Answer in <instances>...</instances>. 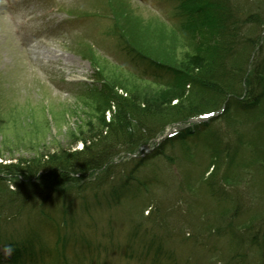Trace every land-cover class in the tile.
<instances>
[{"label":"rangeland","instance_id":"obj_1","mask_svg":"<svg viewBox=\"0 0 264 264\" xmlns=\"http://www.w3.org/2000/svg\"><path fill=\"white\" fill-rule=\"evenodd\" d=\"M176 5L174 0H0V161L80 150L81 138L99 124L112 95L129 93L147 108L174 105L178 89L134 79L146 66L133 61L111 28L115 13L121 14L120 24L129 23L138 46L192 65ZM111 116L106 113L107 121ZM255 119L240 117L234 124L247 145L231 164L232 185L220 176L207 178L211 152L219 147L210 138L189 141L190 154L178 144L134 170V156L117 159L116 174L106 183L111 188L84 187L72 205L67 202L70 218L61 233L69 239L65 256L71 264L84 263L80 254L93 264H260L264 173L255 171L250 150L261 140ZM214 126L230 130L236 140L230 124L221 120ZM144 148L136 156L153 147ZM250 170L254 178H248ZM128 176L132 180L119 188ZM214 179L216 189L238 200L235 217L228 214L230 196L213 195L208 181ZM53 218L63 221L58 212ZM27 221L15 222L14 228L30 227ZM52 226H43L47 238H40L39 247L55 258ZM250 235L258 236L260 246ZM47 257H37L35 264Z\"/></svg>","mask_w":264,"mask_h":264},{"label":"trees","instance_id":"obj_2","mask_svg":"<svg viewBox=\"0 0 264 264\" xmlns=\"http://www.w3.org/2000/svg\"><path fill=\"white\" fill-rule=\"evenodd\" d=\"M174 1L177 3L174 16L181 21L185 32L184 50L187 57L191 54L196 60L192 65L138 46L129 23L119 22L124 21L123 15L115 13L113 25L123 47L154 71L152 74L144 71L134 79L178 89L176 103L169 104L168 109L147 108L135 104L129 93L125 97L115 94L107 98L99 124L91 126L81 138V150L61 151L30 160H2L0 251H9L10 256L3 258L0 253V264L4 260L8 264H26L36 255L33 248L42 238L43 225L58 224L53 218L55 212L61 213L62 224L66 225L70 214L67 202L72 205L79 198L80 190L86 187L98 191L103 185L108 186V179L116 174L117 159L125 155L132 157L167 128L186 124L202 114L223 109L218 118L183 128L161 141L151 153L135 156L133 170L142 167L149 158L166 156V150L178 144L189 153V141L210 138L219 147L215 146L211 152L207 178L220 176L225 184L232 185L236 179L230 176L231 164L247 145L234 124L240 117H257L255 124L261 140L250 150L255 156V171L264 173V0L259 4L252 0ZM107 112L112 113L109 121ZM221 120L230 124L237 134L236 140L230 139V130L223 132L214 126ZM209 145L211 150L214 144ZM224 166L229 170L226 167L227 172L222 174L220 170ZM249 173L248 178L255 177L253 170ZM131 177H126L119 188L125 187ZM208 183L217 198L230 196L223 188L216 189L215 179ZM229 198L233 205L228 214L235 217L241 206L236 198ZM223 216L222 213L220 219ZM23 218L31 226L16 230L14 223ZM246 229L250 228L246 226ZM257 235L252 238L259 245ZM262 238L260 264H264V233Z\"/></svg>","mask_w":264,"mask_h":264}]
</instances>
